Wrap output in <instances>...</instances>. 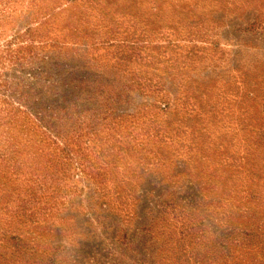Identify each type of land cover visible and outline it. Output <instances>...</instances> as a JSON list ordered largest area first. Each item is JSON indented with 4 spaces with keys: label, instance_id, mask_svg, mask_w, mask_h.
<instances>
[{
    "label": "rangeland",
    "instance_id": "374dc122",
    "mask_svg": "<svg viewBox=\"0 0 264 264\" xmlns=\"http://www.w3.org/2000/svg\"><path fill=\"white\" fill-rule=\"evenodd\" d=\"M203 263L264 264V0H0V264Z\"/></svg>",
    "mask_w": 264,
    "mask_h": 264
},
{
    "label": "trees",
    "instance_id": "16d2710c",
    "mask_svg": "<svg viewBox=\"0 0 264 264\" xmlns=\"http://www.w3.org/2000/svg\"><path fill=\"white\" fill-rule=\"evenodd\" d=\"M195 260H198V259H195ZM203 264H205V263H203Z\"/></svg>",
    "mask_w": 264,
    "mask_h": 264
}]
</instances>
